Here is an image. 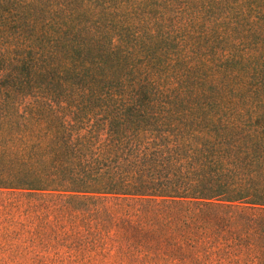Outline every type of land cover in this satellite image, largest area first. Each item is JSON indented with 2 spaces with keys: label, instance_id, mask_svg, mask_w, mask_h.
<instances>
[{
  "label": "trees",
  "instance_id": "obj_1",
  "mask_svg": "<svg viewBox=\"0 0 264 264\" xmlns=\"http://www.w3.org/2000/svg\"><path fill=\"white\" fill-rule=\"evenodd\" d=\"M160 1L0 0V190L120 200L150 264H264V68Z\"/></svg>",
  "mask_w": 264,
  "mask_h": 264
},
{
  "label": "rangeland",
  "instance_id": "obj_2",
  "mask_svg": "<svg viewBox=\"0 0 264 264\" xmlns=\"http://www.w3.org/2000/svg\"><path fill=\"white\" fill-rule=\"evenodd\" d=\"M161 3L160 0H155ZM163 15L180 20L196 36H214L215 52L225 47L247 53L264 68V0H170ZM255 32V33H254ZM226 41L219 50L220 40ZM98 215L75 209L62 196L28 195L0 190V264H150L142 253H133L117 240L114 227L104 230V209L113 213L120 200L106 197ZM82 207V206H80ZM178 260L155 264H179Z\"/></svg>",
  "mask_w": 264,
  "mask_h": 264
}]
</instances>
